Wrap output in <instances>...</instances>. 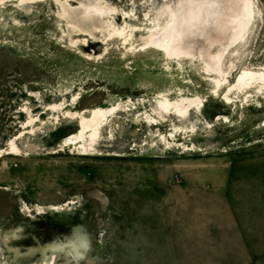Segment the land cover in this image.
<instances>
[{
    "label": "rangeland",
    "instance_id": "rangeland-1",
    "mask_svg": "<svg viewBox=\"0 0 264 264\" xmlns=\"http://www.w3.org/2000/svg\"><path fill=\"white\" fill-rule=\"evenodd\" d=\"M195 4L213 15L168 54ZM253 4L243 39L244 0H0V264H264ZM228 41L226 80L206 55ZM97 108L102 134L78 136Z\"/></svg>",
    "mask_w": 264,
    "mask_h": 264
},
{
    "label": "bare ground",
    "instance_id": "bare-ground-1",
    "mask_svg": "<svg viewBox=\"0 0 264 264\" xmlns=\"http://www.w3.org/2000/svg\"><path fill=\"white\" fill-rule=\"evenodd\" d=\"M244 1H245V5H246L244 11L242 9V5L240 8L238 6V10L235 9V12L239 13L237 15L238 19H239V21H238L239 26L237 27L238 28V36L237 37L238 38L240 37L243 39H245L247 37L246 33H245V35L243 34V29L247 28V23H249V21H251V18L254 17V14H255V11H254L255 7L253 4V0H244ZM199 7H200L199 4H197V5L195 4L193 6V8H191V9H183V10H180V12H178V13L176 11H179V9L173 11V15L170 17V19L167 23L166 30L163 32V34L161 35V37L157 41V43L161 42L158 44L161 45L163 48H165L166 52L168 54H172L174 52L171 50V45H174V43H175L174 38H173L174 37L173 34H175L176 31L179 29L177 27V25L184 23L186 25L187 29H190V30L194 29V31L196 32L197 29L202 30L203 26H205L202 23L208 21L209 20L208 17H211L213 15L212 12H210V9H207L206 7H205V11H206L205 14L199 13V10H200ZM211 9L213 10V13H215L216 8L212 7ZM186 12H189V13H186ZM245 15H246V17H245ZM230 20L231 19L228 18V14L226 13L225 19L222 18V21H224V22H221V21L219 22L216 20L215 23L219 29H222V27H223L222 24L225 22L227 23ZM184 30H182V32ZM237 37H236V35H234L232 37V39L237 38ZM232 43H234V41H228L227 44H223L221 51L218 50L216 52V54L211 53V52L207 53L206 56L208 57V60H207V62L205 61L207 63V67L209 70H212L216 73H221L226 80H229V78H228L229 74L227 73V70L225 69V67L222 63L221 58H222V56L224 57V52L227 51V49L229 47H231ZM242 83H245V82L243 81V82H241V84ZM225 97L227 98L226 95H225ZM187 101H188V103L192 102L191 99H188ZM108 111L109 110L106 108L105 109L97 108L95 110H92V118L90 119V121H86V120L81 119L80 125L82 127V130L79 132L80 134L78 136L83 137L85 135V133L89 130L90 133L88 134L87 137L90 139H93V138L97 139L100 136V134H102V131H104L103 130V128H104V117L106 116ZM13 147L15 148L16 146H13ZM16 148H15V150H18V148L17 149ZM66 242H67L69 248L74 247L75 250H77V247L79 246V244H76L74 241H66ZM54 256L55 255H52L50 258L46 259L45 263L49 264V262L54 260V258H55Z\"/></svg>",
    "mask_w": 264,
    "mask_h": 264
}]
</instances>
